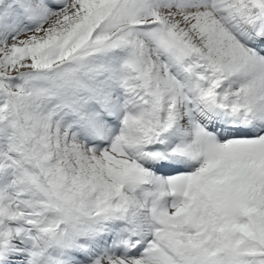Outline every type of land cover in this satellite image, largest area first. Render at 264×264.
Wrapping results in <instances>:
<instances>
[{"label": "snow or ice", "instance_id": "obj_1", "mask_svg": "<svg viewBox=\"0 0 264 264\" xmlns=\"http://www.w3.org/2000/svg\"><path fill=\"white\" fill-rule=\"evenodd\" d=\"M0 264H264V0H0Z\"/></svg>", "mask_w": 264, "mask_h": 264}]
</instances>
